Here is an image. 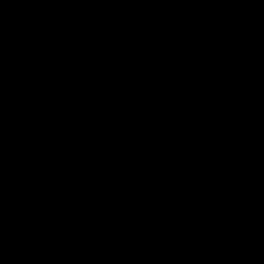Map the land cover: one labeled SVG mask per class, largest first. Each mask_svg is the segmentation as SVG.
I'll list each match as a JSON object with an SVG mask.
<instances>
[{
  "label": "water",
  "instance_id": "water-1",
  "mask_svg": "<svg viewBox=\"0 0 264 264\" xmlns=\"http://www.w3.org/2000/svg\"><path fill=\"white\" fill-rule=\"evenodd\" d=\"M0 264H264V0H0Z\"/></svg>",
  "mask_w": 264,
  "mask_h": 264
}]
</instances>
